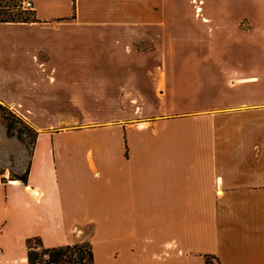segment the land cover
<instances>
[{
	"label": "crops",
	"instance_id": "crops-1",
	"mask_svg": "<svg viewBox=\"0 0 264 264\" xmlns=\"http://www.w3.org/2000/svg\"><path fill=\"white\" fill-rule=\"evenodd\" d=\"M31 1L0 21V103L38 133L0 114V264L32 237L89 241L94 264H264V0ZM169 50L193 51L192 101L139 117L184 64ZM68 87L127 117L37 122Z\"/></svg>",
	"mask_w": 264,
	"mask_h": 264
},
{
	"label": "rangeland",
	"instance_id": "rangeland-1",
	"mask_svg": "<svg viewBox=\"0 0 264 264\" xmlns=\"http://www.w3.org/2000/svg\"><path fill=\"white\" fill-rule=\"evenodd\" d=\"M7 3H11L10 5H5ZM17 1H15L16 3ZM10 7V8H8ZM19 9H23V7H19L16 5V8L13 7V1L3 0L0 1V17L3 18L4 15H17L19 13ZM26 10V9H25ZM28 10V9H27ZM12 11V12H11ZM10 14V15H11ZM169 52L172 54L170 55L171 60L173 58L177 59V54L180 56L179 61L184 63L183 65L175 66L177 62L175 61V65H169L167 67L168 73V85L165 91V100H161L159 98H154V103L150 104V109L152 113H145V114H137V116H154V114H158L165 110V104L169 105V110L183 108L187 105V101H192L193 95V51L191 50H182V51H165V56L169 57ZM156 56V55H155ZM156 58V57H155ZM154 58V59H155ZM173 61V60H172ZM171 61V63H172ZM189 63H188V62ZM166 69V67H164ZM155 69V68H154ZM175 80L172 81V78ZM108 82V81H106ZM112 85L113 83H107ZM61 82L58 81L56 85H49L48 90L55 91L56 89L62 90ZM106 95L103 93H99L97 91H93L90 93L91 99L86 104L85 107H81L79 105H74L71 102V93L70 88L68 87V91L64 89L63 92H60L62 97L61 103H52L50 104L51 100H54L50 96L47 98L43 97L42 101H46L43 103L48 109H42L39 113H36V121L41 122L43 125H52L56 127H61L65 125H93L94 123H101V122H114L119 120L120 118H125L127 115L122 113H114L113 109L103 108V99L107 100L109 92H105ZM167 94V97H166ZM96 96L99 97V99ZM132 116V115H129ZM21 129L23 131V137L27 140L31 139L30 133H27V130L23 128V124H16V129ZM85 137V136H84Z\"/></svg>",
	"mask_w": 264,
	"mask_h": 264
},
{
	"label": "trees",
	"instance_id": "trees-1",
	"mask_svg": "<svg viewBox=\"0 0 264 264\" xmlns=\"http://www.w3.org/2000/svg\"><path fill=\"white\" fill-rule=\"evenodd\" d=\"M3 2V0H0ZM13 1V7L22 6V0ZM15 1H17L15 3ZM10 5L7 3L5 5ZM10 8V7H8ZM11 9V8H10ZM12 12V11H11ZM4 15L0 17V21H35L36 16L33 10L19 9L17 15ZM0 114L3 118L10 135H17L21 140L25 141L28 146L33 147L37 138V131L27 123V121L15 113L12 109L0 103ZM23 124V128L30 133L31 139L27 140L23 137V131L16 129V124ZM25 179L26 177H19ZM29 264H94L92 245L89 241L61 245L56 247H45L40 237H32L27 239Z\"/></svg>",
	"mask_w": 264,
	"mask_h": 264
},
{
	"label": "built area",
	"instance_id": "built-area-1",
	"mask_svg": "<svg viewBox=\"0 0 264 264\" xmlns=\"http://www.w3.org/2000/svg\"><path fill=\"white\" fill-rule=\"evenodd\" d=\"M23 9L33 10V2L31 0H22Z\"/></svg>",
	"mask_w": 264,
	"mask_h": 264
}]
</instances>
